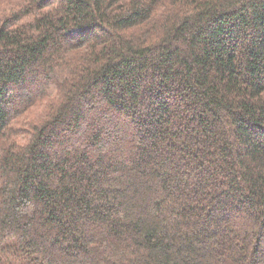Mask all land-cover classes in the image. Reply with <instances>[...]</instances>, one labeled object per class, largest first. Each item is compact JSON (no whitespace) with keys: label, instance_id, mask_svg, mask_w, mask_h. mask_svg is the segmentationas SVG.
<instances>
[{"label":"trees","instance_id":"16d2710c","mask_svg":"<svg viewBox=\"0 0 264 264\" xmlns=\"http://www.w3.org/2000/svg\"><path fill=\"white\" fill-rule=\"evenodd\" d=\"M0 264H264V0H0Z\"/></svg>","mask_w":264,"mask_h":264}]
</instances>
